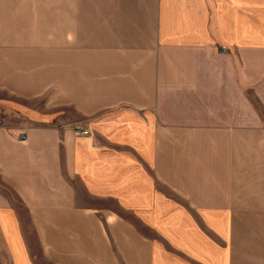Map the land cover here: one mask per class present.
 Returning a JSON list of instances; mask_svg holds the SVG:
<instances>
[{
    "label": "crops",
    "instance_id": "obj_1",
    "mask_svg": "<svg viewBox=\"0 0 264 264\" xmlns=\"http://www.w3.org/2000/svg\"><path fill=\"white\" fill-rule=\"evenodd\" d=\"M0 264H264V0H0Z\"/></svg>",
    "mask_w": 264,
    "mask_h": 264
},
{
    "label": "built area",
    "instance_id": "obj_2",
    "mask_svg": "<svg viewBox=\"0 0 264 264\" xmlns=\"http://www.w3.org/2000/svg\"><path fill=\"white\" fill-rule=\"evenodd\" d=\"M77 132L82 134H88L89 130L87 128H82V129H77Z\"/></svg>",
    "mask_w": 264,
    "mask_h": 264
},
{
    "label": "rangeland",
    "instance_id": "obj_3",
    "mask_svg": "<svg viewBox=\"0 0 264 264\" xmlns=\"http://www.w3.org/2000/svg\"><path fill=\"white\" fill-rule=\"evenodd\" d=\"M87 129H88V128H87ZM88 130H89V129H88ZM76 133L79 134V133L77 132V130H76ZM89 133H90V130H89ZM89 133H88V134H89Z\"/></svg>",
    "mask_w": 264,
    "mask_h": 264
}]
</instances>
